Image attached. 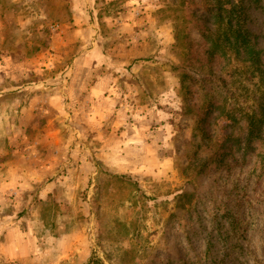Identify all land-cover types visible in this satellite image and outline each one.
Segmentation results:
<instances>
[{
    "label": "rangeland",
    "instance_id": "obj_1",
    "mask_svg": "<svg viewBox=\"0 0 264 264\" xmlns=\"http://www.w3.org/2000/svg\"><path fill=\"white\" fill-rule=\"evenodd\" d=\"M197 4L0 0V264L211 261L209 217L226 199L219 153L234 121L249 120L264 75L252 60H233L223 74L230 91L217 76L205 81ZM250 14L242 24L262 33ZM134 23L138 35L123 32ZM94 47L112 87L95 104L77 100L89 115L76 116L74 64ZM253 226L227 264H264V223Z\"/></svg>",
    "mask_w": 264,
    "mask_h": 264
},
{
    "label": "trees",
    "instance_id": "obj_2",
    "mask_svg": "<svg viewBox=\"0 0 264 264\" xmlns=\"http://www.w3.org/2000/svg\"><path fill=\"white\" fill-rule=\"evenodd\" d=\"M251 10L260 20L262 33L257 35L242 24L243 18L253 16ZM196 11L202 13L201 33L206 39L205 55L211 70L205 81L211 82L217 76L223 83L222 88L230 91L223 74L233 60H238L243 68L241 61L252 60L264 75V49L259 43L260 38L264 42V0H200ZM261 78L263 80L255 84L257 99L255 107L249 111L248 125L234 121L233 126L238 129H231L219 153L216 173L224 172L227 182L223 189L217 177L216 187L226 199L221 212L209 217L212 229L206 231V236L212 259L204 264H227L232 251L242 252L241 241L247 239L246 234L254 228L253 224L258 220L264 223V77ZM210 94L209 112L214 113L217 103L214 93ZM189 197L188 193L180 195V198ZM191 205L192 209L200 206L199 203ZM205 220L200 216L199 228L203 230L207 229ZM220 246L226 248L224 258L219 256ZM182 263L190 264L187 259Z\"/></svg>",
    "mask_w": 264,
    "mask_h": 264
},
{
    "label": "crops",
    "instance_id": "obj_3",
    "mask_svg": "<svg viewBox=\"0 0 264 264\" xmlns=\"http://www.w3.org/2000/svg\"><path fill=\"white\" fill-rule=\"evenodd\" d=\"M83 11H80L77 14V22L82 26V22H85L86 20V15L82 14ZM132 14V13H131ZM89 18L93 17V12L90 9L88 12ZM128 17V16H127ZM135 19V18H134ZM136 19L134 22L136 23ZM129 24V25H123V29H125L123 32L132 29L133 33L136 35L139 34L137 30V25L136 24ZM139 26V25H138ZM83 26V28L79 31L81 35H85L87 33H91V30L89 27ZM120 45V44H119ZM133 58L138 57V49L137 47L134 46L133 48ZM120 52H122V47H119ZM129 50V49H128ZM128 50L125 48L126 54H128ZM100 49L97 48H90L89 50H85L82 55L76 60L74 67H75V75L72 79V85L74 88V98H76L75 105L77 107V100L80 98L82 99L87 97L88 94L90 100L94 101V104L97 103L95 102L96 99H99L102 95L106 94L110 88L112 87V82L114 79V75L112 72L109 71V73H101L100 75L98 74L99 68H101V62L99 61V56H100ZM121 59H127V56L120 55ZM122 63V62H121ZM81 101V100H80ZM79 101V103H80ZM79 109L75 110V115H89V113H86L84 109H81V106L78 105ZM77 107V108H78ZM84 113V114H83Z\"/></svg>",
    "mask_w": 264,
    "mask_h": 264
}]
</instances>
